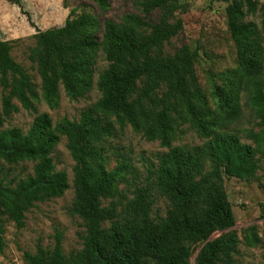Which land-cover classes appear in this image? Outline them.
<instances>
[{
    "label": "trees",
    "instance_id": "trees-1",
    "mask_svg": "<svg viewBox=\"0 0 264 264\" xmlns=\"http://www.w3.org/2000/svg\"><path fill=\"white\" fill-rule=\"evenodd\" d=\"M7 1L20 5L19 0ZM88 1L101 11L108 7V0ZM178 2L138 0L144 17L128 14L120 23L106 22L100 42L94 35L96 19L87 13L74 17L75 10L62 27L37 30L28 59L36 66L48 104L59 86L69 95H84L91 84V56L98 49L108 67L96 82L101 98L79 121L64 118L53 123L48 114H40L25 134L17 128L1 129L12 114L33 108L34 91L30 76L11 56L12 42L2 40L0 30V253L6 246L7 223L23 228L25 214L36 203L60 198L69 189L67 175L56 170L51 157L65 138L74 162L70 214L82 222V248L65 254L62 235L56 233L53 247L37 245L34 254L23 255L25 264H191L192 258V264H233L237 237L224 177L250 180L255 176L258 159L264 157V132L244 133L254 147L241 143L234 133L217 132V126L224 128L239 117L236 95L215 116L201 109L194 69L197 52L187 46L173 54L164 50L183 30L182 20L176 18ZM256 11L253 0H230L225 10L237 51L239 84L248 88V105L264 124V78L256 73L258 34L255 25L245 20ZM155 12L157 21H147ZM259 12L264 26V6ZM27 20L33 27L29 16ZM176 106L206 140L203 145L189 150L171 146ZM107 114L140 127L147 140H158L167 149L122 216L113 202L121 168L105 170L99 144L107 131L101 116ZM24 162L34 164L32 174L12 177L11 167ZM205 162L211 171L198 178ZM155 194L168 204L163 217L152 216ZM107 200L110 203L104 206ZM106 223L109 227L104 229Z\"/></svg>",
    "mask_w": 264,
    "mask_h": 264
},
{
    "label": "rangeland",
    "instance_id": "rangeland-1",
    "mask_svg": "<svg viewBox=\"0 0 264 264\" xmlns=\"http://www.w3.org/2000/svg\"><path fill=\"white\" fill-rule=\"evenodd\" d=\"M137 1L108 0V7L101 11L88 0H19L20 5L0 0L2 40L12 42L11 56L30 76L34 91L31 99L33 108L29 111L20 109L18 113L12 114L1 129L17 128L25 134L34 118L40 114H48L53 123L64 118L79 121L82 113L91 109L101 98L96 82L108 67L104 54L101 49L92 54L91 84L83 96L69 95L59 86L52 103L48 104L41 93L36 66L28 59V50L35 45L33 36L37 30L62 27L70 12L75 10L74 17L87 13L96 19L94 35L100 42L106 22L120 23L128 14L144 17L136 5ZM253 1L257 5V11L247 15L245 20L256 27V40L260 48V69L256 73L264 78V26L259 12V8L264 6V0ZM178 4L180 9L176 18L182 20L183 30L165 45V52L173 54L183 46L197 52L194 69L203 103L201 109H206L215 116L221 111L224 102L236 95L241 110L239 117L224 128L217 126L216 130L234 133L241 143L254 147L244 133L249 130L264 132V124L256 119L248 105V88L243 83L239 84L241 73L237 51L228 31L225 12L230 0H179ZM158 17L159 14L155 12L147 21L155 23ZM1 97L0 88V112ZM101 117L107 126V131L99 142L103 147V166L108 172L121 168V178L114 184L113 202L117 214L122 216L137 190L147 183L149 170L167 149L158 140H147L140 127L136 129L114 114ZM172 123V147L189 150L205 143L206 140L191 127L180 106L175 107ZM66 145V139L61 138L51 157L56 170L67 175L69 189L60 198L36 203L25 214L23 228L18 229L12 223L5 225L6 246L0 253V264H25L23 255L34 254L37 245L43 248L53 247L56 233L62 235L65 254L81 250L84 228L82 222L70 214L74 198V162ZM255 158L258 159L259 156L256 155ZM33 167L34 164L29 162L13 166L12 177L23 179L32 174ZM210 171L209 162H205L198 178ZM224 186L235 219L233 231L236 233L237 245L232 254L233 264H264V157L258 159L257 171L252 179L237 180L225 176ZM154 200L152 216H165L167 202L157 194L154 195ZM109 203L110 200L102 202L104 206ZM108 227L109 223L103 226L104 229ZM190 262L192 264L193 258Z\"/></svg>",
    "mask_w": 264,
    "mask_h": 264
}]
</instances>
